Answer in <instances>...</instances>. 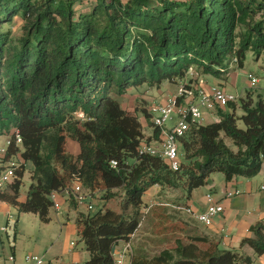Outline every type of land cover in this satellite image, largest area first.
Here are the masks:
<instances>
[{
    "label": "trees",
    "instance_id": "1",
    "mask_svg": "<svg viewBox=\"0 0 264 264\" xmlns=\"http://www.w3.org/2000/svg\"><path fill=\"white\" fill-rule=\"evenodd\" d=\"M91 1L89 9L78 10L77 0H0V134L11 133L0 161L14 156L22 162L0 200L49 221L51 191L73 175L86 189L102 192L99 198L121 195L119 210H82L76 218L89 252L85 264H114L113 246L138 228L143 195L153 185L183 187L190 194L213 170L229 180L262 170L263 98L254 101L248 93L219 106V119L189 128L180 137L183 161L175 170L163 157L139 152V109H126L119 97L130 87L184 78L191 66L227 79L235 58L243 66L248 51L264 54V0ZM17 16L23 19L20 33L12 27ZM142 112L149 121L147 107ZM68 137L79 142L78 154L66 148ZM28 161L32 181L21 200ZM242 244L264 254V219L251 226ZM253 261V255L200 234L177 238L175 246L151 256L134 252L130 264Z\"/></svg>",
    "mask_w": 264,
    "mask_h": 264
},
{
    "label": "crops",
    "instance_id": "2",
    "mask_svg": "<svg viewBox=\"0 0 264 264\" xmlns=\"http://www.w3.org/2000/svg\"><path fill=\"white\" fill-rule=\"evenodd\" d=\"M209 83L214 84L216 82L209 80ZM172 91L170 90L169 92ZM139 111L138 116L142 122L144 134L145 132H148L147 134L153 132V128L149 125L146 116L141 109ZM70 142L73 144L72 147L69 146L71 145ZM67 143L69 144L67 146L69 152L73 154L79 153L80 145L77 140L68 137ZM5 163L6 161L1 162V166L5 165ZM27 166L28 162H26V169ZM32 169L30 170L31 174ZM263 184L264 166L253 177L237 176L229 180L224 172L221 175L214 173L206 186L196 187L190 194L183 187L163 188L159 184L153 185L146 192H150L154 205L157 204L159 206L152 213L156 217V221L155 219L147 221L146 215L143 216L132 238L134 252L151 256L166 247L175 246L177 238L184 239L186 237L187 239L189 236L208 234L219 241L220 247L238 249L241 252L251 254L254 256L252 264H264V254L257 255L254 253L252 246L242 244L243 238L251 235V226L257 221L264 219ZM28 189L23 196L21 187V200L26 199ZM230 189L232 191L238 189L240 192L227 197L226 191ZM209 191H212L217 199L223 201L224 210L216 216L211 225H206L196 219L183 206H191L195 210H204L208 205L205 194ZM101 194L102 192L96 193L97 196H101ZM60 198L62 207L59 210L53 207L50 208V220L43 221L46 225H44L43 232H41V238L38 239L39 245L36 247L38 251L36 253L43 255V264H77L85 260L78 249V241L73 239V234L77 231L76 218L78 213L85 209L77 207L74 202L67 201L64 197ZM147 205V203H144L143 209ZM11 206L14 205L7 200H0V224L8 225L9 227L8 230H0V264H28L25 260V254L29 251L26 252L25 247H22L19 243V218L14 219ZM21 213L23 212L18 211L19 215ZM166 222H168V225H166ZM20 235L26 236V232ZM28 235L31 236V234ZM72 241H75V243L72 244ZM12 253L15 255V259L11 261L8 256ZM127 264H130V260H128Z\"/></svg>",
    "mask_w": 264,
    "mask_h": 264
},
{
    "label": "built area",
    "instance_id": "3",
    "mask_svg": "<svg viewBox=\"0 0 264 264\" xmlns=\"http://www.w3.org/2000/svg\"><path fill=\"white\" fill-rule=\"evenodd\" d=\"M196 74L194 66H191L187 75L179 79L175 92L168 93L161 99H152L147 105L149 113V121H147L153 128V132H150L147 136L144 134L139 144V152L141 154L159 155L175 170L181 167L183 161L180 137L193 125L198 126L205 123L206 110H216L219 106H225L228 102L236 101L242 97L228 91L221 83L211 84L208 79H195ZM248 81L250 85H256L259 77L255 73L249 72ZM78 114L80 116L84 115L82 111ZM157 128H159L158 135L154 131ZM10 142L11 137L9 136L7 147L0 145V157L6 155ZM21 143L22 137L17 131L16 144ZM21 163L14 156L7 159L4 168L0 170V191H5L8 188L9 183L16 175L17 167ZM118 164L117 159L111 160V166L117 167ZM262 188H264V184ZM239 192L238 189L236 191L230 189L226 191V196L231 197ZM96 193L86 189L78 175H73L69 184L51 191V207L59 210L62 207L60 197H64L67 201L73 200L77 207L85 205L87 211H95L100 207L96 206L97 203L94 201V198L97 197ZM205 198L208 205L204 210H195L191 206H183V208L202 223L211 225L216 216L223 212L224 203L217 199L212 191L207 192ZM8 229V225L0 224V230ZM135 231L132 232L129 238L120 239L114 244L112 249L114 264H125L127 259L131 263V257L134 253L132 238ZM74 243L75 241H72V244ZM8 259L14 260L15 255L10 254ZM25 260L28 264L44 263L43 255L31 252L25 254Z\"/></svg>",
    "mask_w": 264,
    "mask_h": 264
},
{
    "label": "rangeland",
    "instance_id": "4",
    "mask_svg": "<svg viewBox=\"0 0 264 264\" xmlns=\"http://www.w3.org/2000/svg\"><path fill=\"white\" fill-rule=\"evenodd\" d=\"M92 2L93 1L91 0H77L75 7L78 10L83 7L89 9L90 6L92 5ZM22 23H23V19L20 16H17L15 19V22L12 25L14 29V33L21 32ZM194 71H195V74L198 73L195 75V79L202 78V79L211 80L216 83L221 82V84H223L224 87L228 91L234 94H238L240 96L246 97L248 93H250L253 96L254 101L258 100L260 97L264 99V54H261V56H258L252 50L248 51L243 66H237L236 61L234 60L230 66V69H229L230 74L227 80L224 76L218 77L212 74L201 73L197 70L196 66H194ZM249 72H253L259 77V81L257 82L256 85L249 84V81H248ZM178 81L179 80L164 81L160 85H150L148 83H145L139 86L130 87L124 93V95L120 96L119 98L124 107H127L132 110H137V108L142 110L144 107H147L150 100L155 99V98L160 99V97L162 96L164 97L166 94L171 93L169 92L170 90H173L172 92H175L177 89ZM154 96L156 97L153 98ZM244 112H245L244 108L238 102L237 108H236L237 115L242 116ZM140 116H142V114H140ZM218 118H219L218 109L206 110V121L208 122L214 121ZM239 124L244 125L242 120H239ZM147 133L148 132H145L146 136L148 135ZM10 135L11 133H1L0 134V145L1 146L7 147L8 139ZM228 142L232 143L231 139H228ZM71 143L72 142H70V144ZM68 145L69 144L67 143V140H66V148ZM69 146L72 147L73 144ZM0 166H1V161H0ZM32 168H33L32 162L28 161L27 169L23 175V184H22L23 196L26 194V190L29 188L30 183L32 181L31 171H30ZM214 173H219L221 175L222 171L220 170L211 171L207 177L208 182L209 180H211L212 175H214ZM206 185L207 183L203 186H206ZM120 196L118 195V196L112 197L109 200L95 197L94 201L97 203L96 206H100L98 207V209L101 207L103 208L112 207L116 210H119L120 209V199H121ZM143 200L145 204L146 203L148 204V206H146L144 209L145 210L144 216L146 215L145 216L146 220L148 221L150 219H155L156 221V217H154L152 213L155 210H157V207L159 206L157 204L154 205V203L152 202V196L150 195V192H145V194L143 195ZM64 206L66 207V205ZM80 208L86 210L85 205H81ZM146 209H150V210H146ZM11 212L14 216V219L19 218V232L20 233L18 232L19 234L18 236L20 237L19 243L21 244V246L25 247L26 252L28 251L31 253L38 252L36 249V247L39 245L38 239L41 238V235H42L41 232H43V228H44V225H46V223L43 222L39 218L38 214L35 212H23L19 215L17 209L14 206H11ZM166 223H167L166 225H168V222ZM163 224H165V222H163ZM23 232H26V236L20 235ZM28 234H31V236H29ZM73 239L75 241H78L77 243L78 249L80 253L83 254V258L87 260L89 258V252L86 249L83 241L80 240L78 231H75V233L73 234ZM184 239L186 240V237ZM6 240L8 241L7 236H6ZM85 260L77 264H84ZM128 260L129 259L125 261V264H127Z\"/></svg>",
    "mask_w": 264,
    "mask_h": 264
}]
</instances>
